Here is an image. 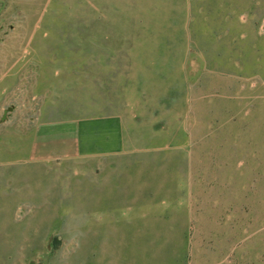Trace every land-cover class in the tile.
Returning <instances> with one entry per match:
<instances>
[{
    "label": "rangeland",
    "instance_id": "obj_1",
    "mask_svg": "<svg viewBox=\"0 0 264 264\" xmlns=\"http://www.w3.org/2000/svg\"><path fill=\"white\" fill-rule=\"evenodd\" d=\"M0 264H264V0H0Z\"/></svg>",
    "mask_w": 264,
    "mask_h": 264
}]
</instances>
